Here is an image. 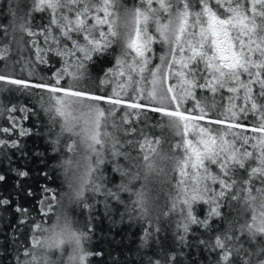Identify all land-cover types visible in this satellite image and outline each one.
I'll list each match as a JSON object with an SVG mask.
<instances>
[{
    "label": "trees",
    "instance_id": "16d2710c",
    "mask_svg": "<svg viewBox=\"0 0 264 264\" xmlns=\"http://www.w3.org/2000/svg\"><path fill=\"white\" fill-rule=\"evenodd\" d=\"M71 262L264 264V0H0V264Z\"/></svg>",
    "mask_w": 264,
    "mask_h": 264
},
{
    "label": "rangeland",
    "instance_id": "374dc122",
    "mask_svg": "<svg viewBox=\"0 0 264 264\" xmlns=\"http://www.w3.org/2000/svg\"><path fill=\"white\" fill-rule=\"evenodd\" d=\"M159 97L162 99L161 96ZM64 105L71 124L78 135L77 145L83 148L85 146L84 142L89 141L88 138L91 139L94 132L95 118L92 107L86 103V100L74 96L65 98Z\"/></svg>",
    "mask_w": 264,
    "mask_h": 264
}]
</instances>
